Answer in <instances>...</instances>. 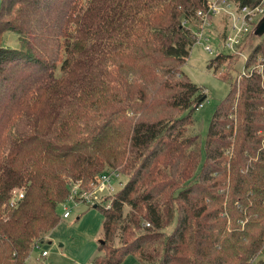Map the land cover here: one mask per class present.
Listing matches in <instances>:
<instances>
[{"label": "trees", "instance_id": "1", "mask_svg": "<svg viewBox=\"0 0 264 264\" xmlns=\"http://www.w3.org/2000/svg\"><path fill=\"white\" fill-rule=\"evenodd\" d=\"M207 2L0 0V264H27L61 223L72 184L110 171L126 184L101 209L92 264H252L261 254L264 79L237 83L227 67L203 162L191 131L207 94L183 68ZM7 32L21 49L4 46ZM260 38L250 62L264 59ZM15 191L24 198L13 208Z\"/></svg>", "mask_w": 264, "mask_h": 264}, {"label": "rangeland", "instance_id": "2", "mask_svg": "<svg viewBox=\"0 0 264 264\" xmlns=\"http://www.w3.org/2000/svg\"><path fill=\"white\" fill-rule=\"evenodd\" d=\"M233 24L234 19L231 16L229 19L225 15L215 17L213 25L207 33L211 40L210 46L215 49L214 53L210 54L205 50L204 42L197 43L183 68L189 79L201 87L204 94H207V100L193 115L194 124L191 127L194 134L200 135L202 162L205 161V146L213 115L217 106L227 98L230 92L229 82L231 83V79L229 73L234 77V82H240L237 68L239 67V72H241L243 68L242 58L238 60L230 58L231 54L221 48L222 42L220 41L224 36L225 26L228 25V31L230 32ZM260 42L261 38L253 36L245 45L242 54L250 56ZM3 43L9 49L22 48L18 36L12 32L3 35ZM221 56L222 58L216 60ZM227 67L230 69L229 73ZM225 79H228V82L224 81ZM229 118L234 122L236 117L230 115ZM121 176L120 182L122 185L119 184L120 182L115 184V194L126 184V177ZM69 207L73 209L71 217L63 219L60 210L61 223L50 233L45 243L32 253L31 261L34 264H92L94 259L102 254L99 251V246L105 238L103 211L100 208L87 206L75 207L73 204H70ZM129 210L130 208L126 206L125 216ZM119 241L118 237L116 243H119ZM43 252L48 253L46 258L43 257ZM123 264L142 263L137 256H129ZM252 264H264V250Z\"/></svg>", "mask_w": 264, "mask_h": 264}, {"label": "built area", "instance_id": "3", "mask_svg": "<svg viewBox=\"0 0 264 264\" xmlns=\"http://www.w3.org/2000/svg\"><path fill=\"white\" fill-rule=\"evenodd\" d=\"M219 15H225L228 19L231 16L234 19L231 31H228V25L225 26L224 36L220 41L222 42L221 48L229 51L231 56L239 55L242 58L243 68L239 73V78L257 75L264 79V59L261 55L259 54L254 62H250V56L243 55L240 51L248 36L254 32L255 27L264 18V0L245 5L234 0H208L207 9L199 10L196 13L199 23L191 26V28L198 37L197 43L204 42V48L210 54H213L215 49L210 46L211 40L207 33L212 27L215 17ZM220 55L222 54L220 53ZM120 179L121 174L119 172L110 171L102 174L97 182L90 184V187L83 188L80 184H72L70 195L62 205L63 219H69L72 215L73 209L69 207L70 204L75 207L87 206L110 209L115 195V184L120 182ZM119 184L122 185L121 182ZM23 198L24 193L22 191H15L10 199V206L15 208ZM146 226L150 227V224H146ZM41 246H38L37 250ZM47 256L48 253L43 252V257L46 258Z\"/></svg>", "mask_w": 264, "mask_h": 264}, {"label": "water", "instance_id": "4", "mask_svg": "<svg viewBox=\"0 0 264 264\" xmlns=\"http://www.w3.org/2000/svg\"><path fill=\"white\" fill-rule=\"evenodd\" d=\"M256 37H263L264 36V18L258 23L255 32ZM104 241H101L100 243H103Z\"/></svg>", "mask_w": 264, "mask_h": 264}, {"label": "crops", "instance_id": "5", "mask_svg": "<svg viewBox=\"0 0 264 264\" xmlns=\"http://www.w3.org/2000/svg\"><path fill=\"white\" fill-rule=\"evenodd\" d=\"M31 257H32V255H31ZM31 257L29 258L27 264H28V263H29V264H34V262L31 261Z\"/></svg>", "mask_w": 264, "mask_h": 264}]
</instances>
